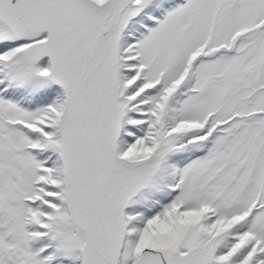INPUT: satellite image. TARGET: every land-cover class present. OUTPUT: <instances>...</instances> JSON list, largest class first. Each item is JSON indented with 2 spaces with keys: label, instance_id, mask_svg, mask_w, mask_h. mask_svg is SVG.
<instances>
[{
  "label": "snow or ice",
  "instance_id": "1",
  "mask_svg": "<svg viewBox=\"0 0 264 264\" xmlns=\"http://www.w3.org/2000/svg\"><path fill=\"white\" fill-rule=\"evenodd\" d=\"M0 264H264V0H0Z\"/></svg>",
  "mask_w": 264,
  "mask_h": 264
}]
</instances>
